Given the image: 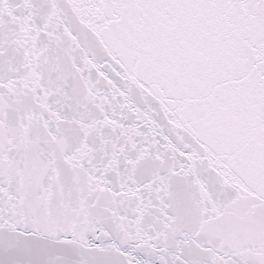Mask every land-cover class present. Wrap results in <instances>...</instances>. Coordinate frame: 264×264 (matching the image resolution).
<instances>
[{
  "label": "snow or ice",
  "instance_id": "6c2138e0",
  "mask_svg": "<svg viewBox=\"0 0 264 264\" xmlns=\"http://www.w3.org/2000/svg\"><path fill=\"white\" fill-rule=\"evenodd\" d=\"M0 264H264V0H0Z\"/></svg>",
  "mask_w": 264,
  "mask_h": 264
}]
</instances>
